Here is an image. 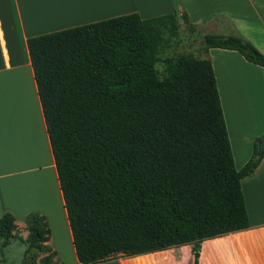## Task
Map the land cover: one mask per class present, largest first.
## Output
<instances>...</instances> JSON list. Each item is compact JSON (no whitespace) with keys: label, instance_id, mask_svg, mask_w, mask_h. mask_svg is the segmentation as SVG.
<instances>
[{"label":"trees","instance_id":"1","mask_svg":"<svg viewBox=\"0 0 264 264\" xmlns=\"http://www.w3.org/2000/svg\"><path fill=\"white\" fill-rule=\"evenodd\" d=\"M181 18L194 32L186 12ZM180 26L175 12H130L26 39L80 263L189 242L198 264L202 239L250 225L241 179L264 152L235 166L210 58L167 53ZM203 47L264 67V54L239 34L206 33ZM24 221V259L65 264L54 260L47 217ZM17 229L4 212L0 250Z\"/></svg>","mask_w":264,"mask_h":264},{"label":"crops","instance_id":"2","mask_svg":"<svg viewBox=\"0 0 264 264\" xmlns=\"http://www.w3.org/2000/svg\"><path fill=\"white\" fill-rule=\"evenodd\" d=\"M130 12L142 18L175 12L181 24L186 12L195 30L239 34L264 54V0H0V216L10 212L25 227L27 214L45 215L54 260L65 264L83 263L76 257L26 39ZM202 52L212 62L239 169L264 138V67L232 49ZM241 187L249 227L202 239L198 264H264V155ZM88 264H194V254L188 242Z\"/></svg>","mask_w":264,"mask_h":264},{"label":"rangeland","instance_id":"3","mask_svg":"<svg viewBox=\"0 0 264 264\" xmlns=\"http://www.w3.org/2000/svg\"><path fill=\"white\" fill-rule=\"evenodd\" d=\"M207 31V30H205ZM203 30H195L190 32L188 27L182 23L178 33V43H171L167 53L186 52L189 55L200 57L202 56L203 47ZM159 68H162V64H158ZM27 234L25 227H18L15 236L11 239L10 243L0 250V264H29V260L24 258L25 243L23 242V235ZM39 257L36 261L38 264ZM35 263V264H36Z\"/></svg>","mask_w":264,"mask_h":264},{"label":"water","instance_id":"4","mask_svg":"<svg viewBox=\"0 0 264 264\" xmlns=\"http://www.w3.org/2000/svg\"><path fill=\"white\" fill-rule=\"evenodd\" d=\"M263 152H264V138L259 141L255 155L260 156L262 155Z\"/></svg>","mask_w":264,"mask_h":264}]
</instances>
